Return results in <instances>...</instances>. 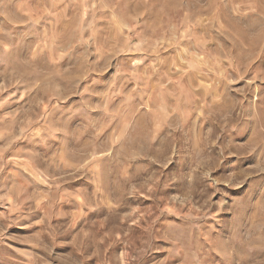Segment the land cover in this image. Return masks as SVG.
Returning a JSON list of instances; mask_svg holds the SVG:
<instances>
[{
  "label": "rangeland",
  "instance_id": "rangeland-1",
  "mask_svg": "<svg viewBox=\"0 0 264 264\" xmlns=\"http://www.w3.org/2000/svg\"><path fill=\"white\" fill-rule=\"evenodd\" d=\"M157 232L140 264H264V0H0V264Z\"/></svg>",
  "mask_w": 264,
  "mask_h": 264
},
{
  "label": "clouds",
  "instance_id": "clouds-1",
  "mask_svg": "<svg viewBox=\"0 0 264 264\" xmlns=\"http://www.w3.org/2000/svg\"><path fill=\"white\" fill-rule=\"evenodd\" d=\"M160 239L159 233L149 234L146 239L141 240V246L139 248L132 247L130 249L131 254L126 251L125 258L131 264L132 261H137L140 264V261L145 257L150 251L153 250V241ZM155 251H160V248L154 249Z\"/></svg>",
  "mask_w": 264,
  "mask_h": 264
}]
</instances>
